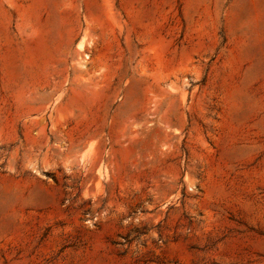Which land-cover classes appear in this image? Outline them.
I'll use <instances>...</instances> for the list:
<instances>
[{
	"label": "rangeland",
	"instance_id": "obj_1",
	"mask_svg": "<svg viewBox=\"0 0 264 264\" xmlns=\"http://www.w3.org/2000/svg\"><path fill=\"white\" fill-rule=\"evenodd\" d=\"M0 264H264V0H0Z\"/></svg>",
	"mask_w": 264,
	"mask_h": 264
},
{
	"label": "crops",
	"instance_id": "obj_2",
	"mask_svg": "<svg viewBox=\"0 0 264 264\" xmlns=\"http://www.w3.org/2000/svg\"><path fill=\"white\" fill-rule=\"evenodd\" d=\"M85 49H86V47H85Z\"/></svg>",
	"mask_w": 264,
	"mask_h": 264
}]
</instances>
